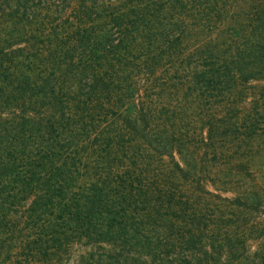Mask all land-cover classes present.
I'll list each match as a JSON object with an SVG mask.
<instances>
[{"label": "trees", "instance_id": "obj_1", "mask_svg": "<svg viewBox=\"0 0 264 264\" xmlns=\"http://www.w3.org/2000/svg\"><path fill=\"white\" fill-rule=\"evenodd\" d=\"M258 174L264 0H0V264H264Z\"/></svg>", "mask_w": 264, "mask_h": 264}, {"label": "rangeland", "instance_id": "obj_2", "mask_svg": "<svg viewBox=\"0 0 264 264\" xmlns=\"http://www.w3.org/2000/svg\"><path fill=\"white\" fill-rule=\"evenodd\" d=\"M253 183L250 181L249 187H254L255 185H252ZM256 185H260L261 189L264 190V177L260 174L257 175L256 178ZM257 187V186H256ZM236 213V212H235ZM246 220L248 221V224H253L255 228H260L262 227V223L264 224V204L263 206L257 210V211H246ZM260 231V229L258 230ZM255 233V230H254ZM256 250L255 246H250L248 250L245 249V252L241 253L242 251L240 250L239 252L236 253V255L241 256L242 254H252ZM80 257L79 254L76 253L73 257V260L79 261ZM222 264H230L228 260L222 261Z\"/></svg>", "mask_w": 264, "mask_h": 264}]
</instances>
